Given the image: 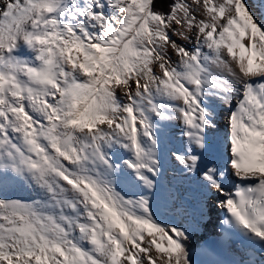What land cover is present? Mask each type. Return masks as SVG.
I'll list each match as a JSON object with an SVG mask.
<instances>
[{
    "label": "snow or ice",
    "instance_id": "obj_1",
    "mask_svg": "<svg viewBox=\"0 0 264 264\" xmlns=\"http://www.w3.org/2000/svg\"><path fill=\"white\" fill-rule=\"evenodd\" d=\"M0 264H264V0H0Z\"/></svg>",
    "mask_w": 264,
    "mask_h": 264
}]
</instances>
